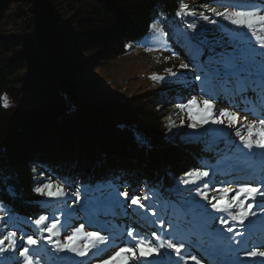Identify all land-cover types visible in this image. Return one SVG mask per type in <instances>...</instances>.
<instances>
[{"label":"trees","instance_id":"obj_1","mask_svg":"<svg viewBox=\"0 0 264 264\" xmlns=\"http://www.w3.org/2000/svg\"><path fill=\"white\" fill-rule=\"evenodd\" d=\"M181 1L0 0V34L14 22L16 30L0 38V205L13 216L20 242L27 235L38 241L22 243L33 264H91L113 247L134 248L138 237L152 246L171 240L184 247L177 254L165 246L136 264H232L226 262L230 247L251 252L258 244L244 221L230 220L233 210L212 209L196 193L204 184L264 190V152L245 148L239 136L194 139L167 114L185 94H195L227 112L264 119V73L245 57L236 60L233 43L225 50L215 40L205 48V31L192 74L182 76L189 84L170 89L176 95L155 91L108 103L91 98L81 84L90 67L141 43L153 22L165 28L177 21ZM196 170L209 176L196 184L181 182L184 173ZM48 182L61 185L65 195L34 192ZM133 195L144 208L131 205ZM39 215L48 219L36 226ZM53 218L59 221L54 240L83 225L107 243L83 259L65 257L44 239L48 233L42 229ZM129 229L137 235L128 237Z\"/></svg>","mask_w":264,"mask_h":264},{"label":"rangeland","instance_id":"obj_2","mask_svg":"<svg viewBox=\"0 0 264 264\" xmlns=\"http://www.w3.org/2000/svg\"><path fill=\"white\" fill-rule=\"evenodd\" d=\"M217 13L222 15H217ZM262 16H264V0H182L180 11L177 13V21L166 23L165 28L162 27L159 21L153 22L148 34L145 35L141 43L128 45L122 55L90 67L81 84L86 91L90 92L91 98L108 103L137 94H154L155 91L158 93L172 92L176 95L177 92L170 89L178 85L184 86L188 82L182 76L192 74L193 68L190 64L198 61L199 47L203 44L204 39L202 38L205 31L206 34L210 33V35H207L209 44H206L205 48H210L212 46L211 41L215 40L219 41L217 43L222 42L225 45V50L227 49V43H233L231 50L235 54L236 60L245 57L254 65L253 68H259L260 72L264 73V20L260 19ZM233 21H242L243 23L234 24ZM220 22H224L227 27L234 31L227 32V28L222 27ZM14 23L1 28L3 30L0 34L2 40L9 39L10 36L16 33L13 27ZM167 34H170L171 37L168 38ZM182 63L187 64L188 67L181 68ZM237 63L240 65V61H237ZM168 69L176 75H170L166 71ZM153 74L163 76L165 79L153 80L150 78ZM178 95L181 96V93H178ZM185 95L184 101L180 103H186L193 96L197 98V101L203 100L195 94ZM180 103H174L173 106L167 108V114L178 122V124H175L177 126L183 120V126L188 136L194 139L197 138L200 141L218 142L220 137L229 141L234 136H247V125L253 121L256 122L253 129L254 133L261 127L259 120L254 117H247L236 112H227V114L238 116L236 124L229 126L228 116L225 115L222 124L209 122L192 129L188 127L192 123L189 119L188 108L177 107ZM213 105V116L220 117V111L225 109L218 103H213ZM200 107H203L202 103ZM237 132H239V135H237ZM251 138L253 140L258 139L255 134ZM253 148L264 152V149L259 147L254 146ZM260 175H264V169L260 172ZM228 188L231 187L227 184L214 185L208 189L209 197L214 196L217 200L224 198L230 201L231 196L235 194L238 188H231L233 191L226 194L224 190ZM197 198L205 201L201 196H197ZM249 202L252 201L245 202V210L250 215L244 220L245 224L243 226L258 242L256 247L251 249V252L255 251L257 255L253 256L254 259L249 260L247 257L249 252L237 253L234 251V247H230L226 255V262L228 263L264 264V256L259 255V253L264 252V237H261L264 235V197L257 196L254 201L256 207L252 209L246 208ZM227 210H233L234 214L239 211L235 205ZM12 219L13 216L0 205V238L13 231L16 232L17 239V250L14 253H0V259L3 260V264H24L27 254L24 257L19 255L24 247L20 242L21 232L10 223ZM74 229L70 228L69 233L60 237V242L63 243L64 237L71 234ZM80 243L82 244L83 241ZM121 247H125V245ZM121 247L111 248L103 258H95L91 264H102L103 260L113 256ZM61 254L74 259L85 258L69 252H61ZM127 255L131 257V253ZM139 258V254L136 252V256L130 259V264H136V260ZM112 264H121V261L118 259L113 261Z\"/></svg>","mask_w":264,"mask_h":264},{"label":"snow or ice","instance_id":"obj_3","mask_svg":"<svg viewBox=\"0 0 264 264\" xmlns=\"http://www.w3.org/2000/svg\"><path fill=\"white\" fill-rule=\"evenodd\" d=\"M217 15H222L220 13H217ZM261 20H264V16L260 17ZM234 24H240L243 23L242 21H233ZM181 68H187V64H181ZM170 73V75L175 76L176 73H172L170 69L166 70ZM153 80H164L165 77L159 76L158 74H153L151 77ZM199 79V77H197ZM202 103L203 107H200V104ZM5 106H7L8 101L5 98L4 101ZM179 108H188L189 113V119L192 121L188 125L189 128L196 129L204 124H208L209 122L215 123V124H222L223 123V117L225 115L228 116L229 120V126H232L237 123L238 116L237 115H230L227 114L226 110L220 111V117H214L213 116V103L209 99H203L202 101H197V98L195 96L191 97V99H188L186 103H180L177 105ZM256 122L253 121L252 123L247 125L248 128V135H239V132H237V135H239L240 141L243 143L244 147L251 150L254 146L259 147L261 149H264V119H261L259 121V124L261 125L260 129L253 132L254 126ZM181 125H183V120H181ZM255 134L258 139L253 140L251 137ZM209 176L208 171H189L184 173V177L182 179V183L185 185L190 184H196L198 181H203L205 177ZM205 191H200L197 189V195L201 196L204 200L208 201V204H210L212 209L223 211L227 209H231L234 205L236 208L239 209L238 213L233 214L231 211L228 212V216L230 217L231 221H240L243 223V221L246 219L247 216L250 215L248 211L245 210V202L246 201H252L247 203L246 208L252 209L256 207L254 201L257 196L264 197V190H261L260 186L252 187L247 184L241 185L238 190L235 191V194L231 196V200L227 201L224 198L216 199L214 196L209 197V185L204 184ZM225 193L232 192L233 190L231 188L225 189ZM34 192L43 196H46L48 198H57L62 197L65 195V192L63 190V187L61 185H53L51 182L44 183L40 187H36L34 189ZM121 196L125 197V201L129 199V195L127 192H123L120 194ZM77 199L79 197L77 196ZM147 199V198H145ZM131 205L139 206L140 208H144L145 205L141 203L140 197L138 196H131L130 197ZM255 214V213H251ZM48 219L45 215H39L38 218L34 220V224L36 226H41L45 223V221ZM161 223L163 221L161 220ZM223 225H228L229 220L227 219H221L220 221ZM59 221L55 218L52 219V222L48 223L46 227L42 229L43 232L48 233L47 236L44 237V239L47 241L49 245H53L55 250L57 252H69L76 254L80 257H85L92 249L99 250L100 244H106L107 238L103 235H101L98 231H84L83 225H80L79 227H76L73 232L67 236L64 237V242L61 243L58 239H53V237H56L58 235V232L56 229L58 228ZM235 225L232 227H227V232L231 233L233 232ZM128 237H135L137 234L134 229H129L127 231ZM237 236L241 235L240 232L236 233ZM153 236H156V233H153ZM158 238V237H157ZM83 241L81 244L80 242ZM21 243H26L28 246H35L38 244V241L34 239L33 235H27L26 240L21 241ZM135 247H121L119 248L113 256L109 257L108 259H105L102 261V264H112L113 261L120 259L121 264H130V259L134 258L136 256V252H139L140 258H147L150 255L158 254L161 249H163L165 246L168 249L174 250L177 254L180 253L181 248L184 247L183 243L177 244L175 242H172L169 240L166 245L165 243H160L157 246H152V242L149 240H146L144 237H138L135 241H133ZM7 244V246H5ZM17 250V239H16V232L10 231L7 233V236H4L3 238H0V253L7 254V253H14ZM29 252V248L25 247L20 252V257H24ZM131 253V257H129L127 254ZM248 256H256L257 253L255 251L247 253ZM260 256H264V252L259 253ZM0 264H3V260L0 259ZM24 264H33V259H25ZM199 264V262H198Z\"/></svg>","mask_w":264,"mask_h":264},{"label":"water","instance_id":"obj_4","mask_svg":"<svg viewBox=\"0 0 264 264\" xmlns=\"http://www.w3.org/2000/svg\"><path fill=\"white\" fill-rule=\"evenodd\" d=\"M168 254H170V251L168 252Z\"/></svg>","mask_w":264,"mask_h":264}]
</instances>
